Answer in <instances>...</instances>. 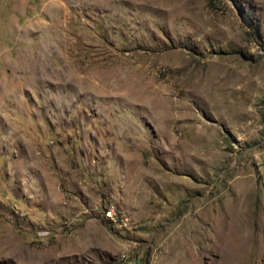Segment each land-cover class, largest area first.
Returning a JSON list of instances; mask_svg holds the SVG:
<instances>
[{
	"label": "rangeland",
	"instance_id": "374dc122",
	"mask_svg": "<svg viewBox=\"0 0 264 264\" xmlns=\"http://www.w3.org/2000/svg\"><path fill=\"white\" fill-rule=\"evenodd\" d=\"M126 258L264 264V0H0V264Z\"/></svg>",
	"mask_w": 264,
	"mask_h": 264
},
{
	"label": "built area",
	"instance_id": "2783aa9c",
	"mask_svg": "<svg viewBox=\"0 0 264 264\" xmlns=\"http://www.w3.org/2000/svg\"><path fill=\"white\" fill-rule=\"evenodd\" d=\"M106 214L109 216L111 215L110 212H107ZM125 261H126V264H138L137 261H134V260L129 259V258H126Z\"/></svg>",
	"mask_w": 264,
	"mask_h": 264
}]
</instances>
